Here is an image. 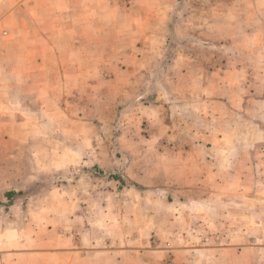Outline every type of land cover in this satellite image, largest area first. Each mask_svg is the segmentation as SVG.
<instances>
[{
	"label": "rangeland",
	"instance_id": "obj_1",
	"mask_svg": "<svg viewBox=\"0 0 264 264\" xmlns=\"http://www.w3.org/2000/svg\"><path fill=\"white\" fill-rule=\"evenodd\" d=\"M44 1L0 0V264H264V0Z\"/></svg>",
	"mask_w": 264,
	"mask_h": 264
},
{
	"label": "crops",
	"instance_id": "obj_2",
	"mask_svg": "<svg viewBox=\"0 0 264 264\" xmlns=\"http://www.w3.org/2000/svg\"><path fill=\"white\" fill-rule=\"evenodd\" d=\"M55 0H46L44 1L45 4L43 5V8L40 6L41 9L44 10V12L47 10L46 15L43 17L44 20H39L40 23L43 25L48 26H56V29H61V23L63 24V28L68 30L69 28H72V26L80 25L82 26H88V25H98V24H105L107 23V19L103 16L98 15L95 11V7L93 4L89 3V0H86L82 3H78V5H82V7H76L72 6L70 2H73L74 0H69L68 8L65 11H68V13H65L64 15H59L61 13H55L54 10H56V6H54ZM35 8V7H34ZM95 8V9H94ZM57 11V10H56ZM34 14V20H36V23H38V18L40 15ZM86 31V29L84 30ZM89 33V32H88ZM35 68L32 71H36L38 69H41V66H34Z\"/></svg>",
	"mask_w": 264,
	"mask_h": 264
},
{
	"label": "trees",
	"instance_id": "obj_3",
	"mask_svg": "<svg viewBox=\"0 0 264 264\" xmlns=\"http://www.w3.org/2000/svg\"><path fill=\"white\" fill-rule=\"evenodd\" d=\"M116 179H118L119 181H122V179L118 176H112ZM5 197L9 200L12 201L14 199H18V198H24L27 197L25 192L21 191V192H14V191H9L5 194Z\"/></svg>",
	"mask_w": 264,
	"mask_h": 264
}]
</instances>
